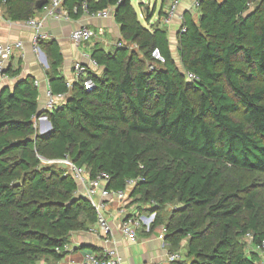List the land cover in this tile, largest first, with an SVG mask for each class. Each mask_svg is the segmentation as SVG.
I'll return each mask as SVG.
<instances>
[{"label":"trees","instance_id":"1","mask_svg":"<svg viewBox=\"0 0 264 264\" xmlns=\"http://www.w3.org/2000/svg\"><path fill=\"white\" fill-rule=\"evenodd\" d=\"M37 1L0 0V8L25 22L51 2L40 9ZM249 3L200 0L198 21L184 16L176 49L182 72L168 29L144 26L132 0H64L75 19L113 10L121 46L93 47L102 72L89 71L95 88L87 91L83 79L68 89L59 46L41 42L50 88L67 95L48 114L45 134L35 125L33 78L0 90V264L62 260L72 233L97 223L70 171L50 163L63 159L91 178L107 173L111 190L136 181L135 203L158 204L149 234L162 224L160 209L178 207L165 242L179 252L187 240L188 259L174 264H261L258 252L240 246L249 233L254 247L264 241V0ZM140 6L149 24L156 9Z\"/></svg>","mask_w":264,"mask_h":264},{"label":"crops","instance_id":"2","mask_svg":"<svg viewBox=\"0 0 264 264\" xmlns=\"http://www.w3.org/2000/svg\"><path fill=\"white\" fill-rule=\"evenodd\" d=\"M139 1L140 4L152 5V10L156 9V12L159 10L156 22L153 23L152 18L150 23H147V27H166L168 29V39L172 51L173 47L177 49L178 35L182 26L181 18H184L187 13H189L195 21H198L199 18L197 0H182L177 9L176 16L170 25H165L163 20L173 0H155L154 4L153 0H149V2H145L144 0ZM250 2L253 4V0H250ZM141 11L142 14H140V16L144 18L143 10ZM43 14L42 12L40 15ZM83 26L89 27L94 31H102L104 36L100 40H95L77 47L72 43L70 35L74 30ZM46 32L49 33L51 41L57 43L63 55L61 72L67 82L74 80L72 67L75 62L89 64L85 55L91 56L94 46L98 45L106 51H111L119 45L121 40L120 27L115 22L114 17L100 19L88 14H83L77 19L69 17L61 21L49 20L46 26ZM33 37L34 30L26 25L25 22H13L5 18H0V42L15 43L20 41L23 43V49L17 51L7 65L6 73L9 80L6 81L5 86L0 90L4 87H13L20 79L31 77L39 83V111H42L45 102V90L50 87L47 76L49 59L44 44L40 46V51L35 50ZM17 71L20 72L19 75L14 74ZM91 71L96 74H101L102 69L98 66L91 65ZM38 129L41 134L49 132L47 123H42L39 125ZM133 201L134 198L130 196L128 210L145 217L139 211L142 204L137 203L131 205ZM105 203V215L112 228L111 235L108 237L104 235L97 224L91 226L89 231L74 232L71 235L69 245H67V251L69 253L64 259L41 260L39 264H81L89 252L102 255L107 249L116 250L123 259L124 264H150L153 262L162 263L165 261L167 252L170 250L168 245L165 246L157 238L158 229L152 234H149L144 228L140 229L138 233V242L133 244L125 238L121 232L120 226L123 219L118 211L117 205L112 202ZM261 262L262 260L260 263Z\"/></svg>","mask_w":264,"mask_h":264},{"label":"built area","instance_id":"3","mask_svg":"<svg viewBox=\"0 0 264 264\" xmlns=\"http://www.w3.org/2000/svg\"><path fill=\"white\" fill-rule=\"evenodd\" d=\"M182 0H173L169 6L166 17L163 22L165 25H170L176 16L177 9ZM200 0H197V6ZM64 0H51V2L43 8V15H39L35 18L25 21L26 25L31 27L34 30L33 42L35 44V50L40 51V43L43 41L51 40V37L48 32H46V26L49 20H58L69 18L68 11L63 8ZM252 3H249V6ZM64 9V10H63ZM96 18L100 19H109L114 17L113 10L106 9L99 11L93 15ZM0 18H5L4 11L0 8ZM8 20V19H7ZM182 24L184 23V18H181ZM181 32H186V28L181 26ZM104 36L102 31H94L89 27L83 26L74 30L70 39L72 43L79 47L83 44L91 43L95 40H100ZM118 46H121L119 44ZM23 49V43L18 41L15 43H1L0 42V89L5 86L9 77L6 73L7 65L9 61L14 57L17 51ZM152 57L164 63L165 60L158 50H154ZM85 58L89 61V64H84L83 62H75L73 64V73L74 80L67 82V87L69 90L72 89L74 83L84 80V87L87 91H92L95 88V83L92 79H88V73L91 71V65L97 66L93 61L90 55H85ZM188 80H194L196 77L192 73L187 74ZM35 86L39 88V83L35 81ZM45 102L41 111V116L36 117L35 125L39 127L42 123L49 122L48 114L62 106L67 98L66 94L56 95L53 93L50 87L45 90ZM42 113H44L42 115ZM50 163H57L65 166L70 173L72 174L75 182L78 186V194L87 198L93 205L97 213V225L98 228L102 231L107 237L111 235L112 228L109 224V221L105 215L106 203L112 202L117 205L118 211L122 217L121 222V232L125 238H127L131 243L136 244L138 242V233L140 229H146L147 232L151 230L153 223L156 220L157 213L151 212L149 217H142L137 213L130 212L128 210L129 200H130V191L135 186L136 181L129 180L127 181V189L125 191L121 190H111L108 189L109 175L107 173H101L96 178H91L86 167H79L75 165L69 159L55 160L50 161ZM158 207V204L152 202L149 209L154 210ZM168 234V228L166 225H161L158 228L157 238L166 246L165 242L166 236ZM246 240L250 241L253 246V235L247 234L245 237ZM68 247H65L67 250ZM254 251L258 252L264 259V241L258 246L254 247ZM183 256L181 252H167L165 261L162 263H150V264H174L176 262L182 261ZM39 264V263H37ZM81 264H124L123 259L120 257L118 252L114 249H107L102 255H97L93 252H89Z\"/></svg>","mask_w":264,"mask_h":264},{"label":"rangeland","instance_id":"4","mask_svg":"<svg viewBox=\"0 0 264 264\" xmlns=\"http://www.w3.org/2000/svg\"><path fill=\"white\" fill-rule=\"evenodd\" d=\"M144 1H145V2H146V1L149 2V0H144ZM139 2H140L139 0H132V5H133V7L136 9V11H138V13H139V19H140V21L142 22V24H143L144 26L147 27V26H148V25H147V22L145 21V19H144L143 17L140 16V14H142V11H141V10H143V9L141 8V6H140L141 4H140ZM154 3H155V0H153V4H154ZM146 5L149 7L150 10H152V5H148V4H146ZM158 12H159V10H158V11L156 12V14L153 16V23H155L156 20H157ZM173 54H174V57H175V59H176V64H177L178 68H179L182 72H184V69H183V67H182L181 64H180V60H179L178 55H177V53H176V49H175V47H173ZM242 115H243V111H240V113L238 114L237 118H238L239 120H242ZM261 198H264V192H263V191H261ZM137 203H138V202H137ZM137 203H135V200H134L133 202H131V205H132V204H137ZM141 204H142V205L140 206V210H139V211L142 213L143 216H145V217H149L152 211L148 208V205H147L146 203H141ZM129 205H130V204H129ZM177 209H178V207H176L175 205H167L166 207L160 209L159 212H160V215H161V218H162V224H161V225H166V224H168V221L170 220L171 215H172L174 212H177V211H176ZM186 245H187V240H184V241L182 242V244H181L180 249L177 250V251L181 252V254H182V256H183V261H185V260L188 259V257H187ZM240 246H241L242 249L245 250V253H246L247 255H252V254L255 253L252 244L250 243V241H248V240H246V239H244V240L240 243ZM175 251H176V250H175ZM257 255H258V254H257ZM258 257H259V260H260V261L262 260L261 264H264V259H263V257H262L261 255H258Z\"/></svg>","mask_w":264,"mask_h":264},{"label":"water","instance_id":"5","mask_svg":"<svg viewBox=\"0 0 264 264\" xmlns=\"http://www.w3.org/2000/svg\"><path fill=\"white\" fill-rule=\"evenodd\" d=\"M44 5H45V1H44V0H39V1H37V3H36V7H37V8H40V9H42V8L44 7ZM114 13H115V12H114ZM113 16H114V14H113ZM40 114H41V112L38 113L37 117H39ZM48 126H49V131H50V130L52 129V127H51V123H50V122H48Z\"/></svg>","mask_w":264,"mask_h":264}]
</instances>
